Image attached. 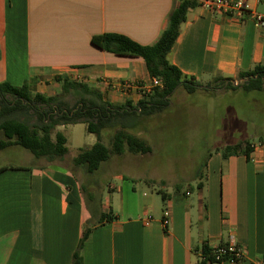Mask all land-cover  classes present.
<instances>
[{"label": "crops", "instance_id": "obj_1", "mask_svg": "<svg viewBox=\"0 0 264 264\" xmlns=\"http://www.w3.org/2000/svg\"><path fill=\"white\" fill-rule=\"evenodd\" d=\"M180 1L0 0V82L26 83L44 97L60 95L64 80L79 82L106 103L134 108L152 93L144 61L102 51L90 40L116 34L152 46ZM244 1L250 12H264V0ZM167 60L202 87L215 78L238 82L240 73L264 66V27L249 15L199 5L187 12ZM261 138L249 157L210 155L195 198L191 184L167 193L152 180L121 174L132 182L126 196L109 185L116 192L107 198L110 206L88 208L83 189L92 174L81 167L45 159L1 166L8 169L0 173V264H72L86 225L83 264H199L204 243L215 247L230 237L242 258L213 264H258L264 260V128ZM107 215L112 219L98 224Z\"/></svg>", "mask_w": 264, "mask_h": 264}, {"label": "trees", "instance_id": "obj_2", "mask_svg": "<svg viewBox=\"0 0 264 264\" xmlns=\"http://www.w3.org/2000/svg\"><path fill=\"white\" fill-rule=\"evenodd\" d=\"M199 5L198 0H181L172 12L166 29L152 46H141L116 34H102L91 38V45L97 49L116 56L141 58L150 77L161 82V87L154 88L152 93L134 108L106 103L99 94L79 82L64 80L62 93L52 97L32 94L26 83L21 87H14L0 82V152L11 146H18L27 150L36 160H61L67 153L66 138L60 132H56L52 138V132L57 127L83 124L87 133L95 136L96 142L90 148L80 150L72 160V165L83 168L87 174H93L112 155L120 156L125 151L131 154L150 153L151 147L146 141L133 135L131 130L142 118L157 115L165 110L169 98L179 88L187 94H194L200 89L262 91L264 66H256L248 72L240 73L237 79L247 81L237 86L230 78H215L213 82L216 85L202 88L194 78L183 75L168 62L167 55L178 39L180 26L185 22L187 12ZM105 130H114L110 149L102 143V133ZM251 145L246 140L228 144L222 149V157L239 154L249 157L253 151ZM6 169L8 168L0 167V173ZM199 177L202 178V175ZM201 186L202 184L198 183L195 190L201 189ZM181 189V185H176L173 190L179 193ZM161 197L162 200L165 199L163 194ZM104 219L110 221L112 217L104 216L98 224H103ZM90 232L91 229L86 225L73 254L72 264H83L82 246ZM226 247V243L218 245V248ZM201 254L202 260L199 264L230 260V257L224 254L216 261L214 250L207 243L202 245Z\"/></svg>", "mask_w": 264, "mask_h": 264}, {"label": "rangeland", "instance_id": "obj_3", "mask_svg": "<svg viewBox=\"0 0 264 264\" xmlns=\"http://www.w3.org/2000/svg\"><path fill=\"white\" fill-rule=\"evenodd\" d=\"M214 85L212 81L202 88ZM263 128L264 89L250 92L241 89H200L194 94H187L179 88L169 98L165 110L142 118L131 130L133 135L146 141L151 152L135 155L125 151L121 157L112 155L96 172L85 178L84 204L88 208L100 202L110 206L107 198L116 192L111 193L109 185L122 187L126 196L132 182L119 179L121 174L152 180V185L160 192L170 193L174 185L187 189L191 184L194 188L191 197L195 198V185L201 180L199 175L204 172L210 155L239 140L256 143L262 139ZM58 131L67 141V153L61 162L73 168L74 157L80 150L93 145L95 136L87 133L83 124L58 127ZM113 132L105 130L102 133V143L108 149ZM55 133L56 130L52 132V138ZM32 162L35 158L18 146L0 152V167L29 165ZM108 165L112 168L105 171ZM154 198L157 204H161L160 196L155 195ZM124 200L128 201L126 197Z\"/></svg>", "mask_w": 264, "mask_h": 264}, {"label": "built area", "instance_id": "obj_4", "mask_svg": "<svg viewBox=\"0 0 264 264\" xmlns=\"http://www.w3.org/2000/svg\"><path fill=\"white\" fill-rule=\"evenodd\" d=\"M200 6L206 10L217 11L228 16L240 17L242 15H249L258 27H264V12L253 13L249 11V7L244 0H198ZM126 87V86H122ZM156 87H161V82L155 78H151L150 89L153 90ZM252 150L255 149V145H251ZM167 221H163L165 226ZM214 250L215 260L219 261L220 256L227 254L230 257L229 261L237 262L242 258L241 249L235 243L233 237H230L227 243L226 249L218 248V246L212 247ZM201 257L202 254L200 253ZM258 264H264V260H260Z\"/></svg>", "mask_w": 264, "mask_h": 264}, {"label": "water", "instance_id": "obj_5", "mask_svg": "<svg viewBox=\"0 0 264 264\" xmlns=\"http://www.w3.org/2000/svg\"><path fill=\"white\" fill-rule=\"evenodd\" d=\"M244 81H247V79L240 80V81H238V82H234V85L237 86L239 83L244 82Z\"/></svg>", "mask_w": 264, "mask_h": 264}]
</instances>
